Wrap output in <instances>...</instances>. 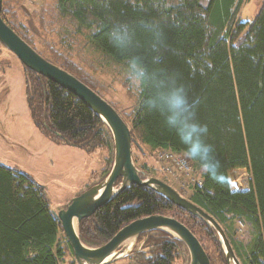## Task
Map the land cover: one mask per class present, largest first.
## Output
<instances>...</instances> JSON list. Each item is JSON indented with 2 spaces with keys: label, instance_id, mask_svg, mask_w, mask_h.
<instances>
[{
  "label": "trees",
  "instance_id": "trees-1",
  "mask_svg": "<svg viewBox=\"0 0 264 264\" xmlns=\"http://www.w3.org/2000/svg\"><path fill=\"white\" fill-rule=\"evenodd\" d=\"M243 2L56 0L50 19L62 35L52 30L61 38L43 46L29 38L18 19L6 18L3 10L1 18L37 54L93 92L96 89L91 80L72 61L74 51L90 53L100 68H118L123 86L135 96V104L125 117L131 138L150 151L184 154L178 137L163 124L162 117L147 112L141 98L129 88L125 75L128 61L135 57L150 70L182 83L190 100L199 101L196 119L208 126L206 142L213 146L220 166L216 180L201 175L189 201L221 226L243 264H264V1L252 22L238 18ZM117 22L126 24L132 33L133 43L127 50H118L109 41V32ZM79 40L82 44H76ZM93 64L88 68L93 70ZM22 68L31 120L43 136L90 156L101 150L113 156L108 130L78 98ZM191 162L194 169L200 168ZM111 163L112 159L102 171L104 177ZM140 172L147 174L145 168ZM243 175L248 177L243 179ZM98 182L89 184L85 191ZM45 190L31 176L0 164V264H64L66 256L71 259L69 264H76ZM122 204L129 205L126 211H121ZM154 215L176 219L197 238L210 264H226L209 228L137 186L82 220L79 237L85 246L98 248L129 223ZM237 220L247 222L254 231L248 246L233 238ZM137 240L144 241L141 250L113 264H175L180 249H185L164 232L143 234ZM207 240L214 246L215 260L206 251Z\"/></svg>",
  "mask_w": 264,
  "mask_h": 264
},
{
  "label": "rangeland",
  "instance_id": "rangeland-1",
  "mask_svg": "<svg viewBox=\"0 0 264 264\" xmlns=\"http://www.w3.org/2000/svg\"><path fill=\"white\" fill-rule=\"evenodd\" d=\"M55 1L2 0V10L6 18L11 20L12 17H15L16 20H19L25 27L29 38L34 40L36 45L43 46L47 42L55 43L61 38L56 33H60L58 24L54 19L52 23L50 19L54 14ZM263 1L244 0L238 18L242 22H252L259 13ZM42 20L43 25L41 24ZM41 28L44 29L41 30ZM52 30L56 32H52ZM78 43L82 44L81 40L76 44ZM71 45L73 44L71 43ZM72 61L82 68L87 80H91L92 86L96 89L95 93L108 104L113 105L126 125L129 126L125 117L135 104V96L123 86V76L119 74L118 68L114 66L98 67V59L92 57L88 52L74 51ZM88 62L94 63L93 70L88 68ZM0 69L2 70L0 72V164L31 176L38 186L46 189L45 197L52 213L62 211L73 198L83 193L89 184L98 179V183H100L105 179L108 174L104 177L101 173L104 169H108L107 166L111 159L113 162V156L111 157L106 150H101L90 156L82 150L58 144L51 136H43L31 120L22 65L1 44ZM133 140L139 146H132V158L137 169L140 171L145 168L147 174L144 175L167 184L189 200L193 194V187L199 186L201 183L203 174L201 168L194 169L192 167L191 171L182 172V174L173 171L168 173L163 170V167L168 164L160 158L161 151H150L142 146L137 139L133 138ZM111 148L113 154V146ZM247 177V175L242 176L243 179ZM233 230V238L237 243L244 246L251 243L254 231L247 222L234 221ZM143 243L144 241L136 240L132 251L141 250ZM204 245L208 254L215 260L214 246L211 241L207 240ZM221 251L223 252L222 248ZM70 261L71 259L66 256L64 264H69ZM239 262L243 264L241 260ZM188 263L189 255L186 248L180 249L175 264Z\"/></svg>",
  "mask_w": 264,
  "mask_h": 264
},
{
  "label": "water",
  "instance_id": "water-1",
  "mask_svg": "<svg viewBox=\"0 0 264 264\" xmlns=\"http://www.w3.org/2000/svg\"><path fill=\"white\" fill-rule=\"evenodd\" d=\"M1 11L2 0H0V44L13 54L27 70L78 98L104 124L111 135L113 162L105 179L73 198L64 210L53 212L54 218L69 243L75 263L113 264L129 255L134 243L141 235L164 232L183 244L189 255L188 264H210L197 238L183 224L169 216L154 215L137 219L98 248L87 247L81 242L78 233L81 221L90 218L97 210L111 203L131 186H137L153 193L160 190L166 192V201L196 218L214 232L227 264H240L223 229L211 216L167 184L141 174L132 158V146H139L131 138L128 126L116 110L74 76L37 54L6 25L1 18Z\"/></svg>",
  "mask_w": 264,
  "mask_h": 264
},
{
  "label": "clouds",
  "instance_id": "clouds-1",
  "mask_svg": "<svg viewBox=\"0 0 264 264\" xmlns=\"http://www.w3.org/2000/svg\"><path fill=\"white\" fill-rule=\"evenodd\" d=\"M109 41L113 47L123 51L132 46L133 36L126 24L117 22L109 32ZM125 75L129 88L141 98L142 107L149 113L159 114L163 124L178 137L184 156L198 163L204 175L216 180L220 166L213 146L206 142L208 126L196 119L199 101L190 100L187 88L175 78L150 70L135 57L129 59ZM155 194L160 199L167 198L163 190ZM128 207L122 204L121 211Z\"/></svg>",
  "mask_w": 264,
  "mask_h": 264
},
{
  "label": "built area",
  "instance_id": "built-area-1",
  "mask_svg": "<svg viewBox=\"0 0 264 264\" xmlns=\"http://www.w3.org/2000/svg\"><path fill=\"white\" fill-rule=\"evenodd\" d=\"M160 158L168 164V166L163 167V170L168 173H172L173 171L174 173L182 174V172L188 173L192 170V162L184 154H177L166 150L161 151Z\"/></svg>",
  "mask_w": 264,
  "mask_h": 264
},
{
  "label": "bare ground",
  "instance_id": "bare-ground-1",
  "mask_svg": "<svg viewBox=\"0 0 264 264\" xmlns=\"http://www.w3.org/2000/svg\"><path fill=\"white\" fill-rule=\"evenodd\" d=\"M240 224V223H239Z\"/></svg>",
  "mask_w": 264,
  "mask_h": 264
}]
</instances>
